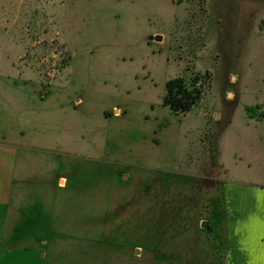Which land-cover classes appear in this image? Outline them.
Wrapping results in <instances>:
<instances>
[{
  "label": "rangeland",
  "instance_id": "obj_1",
  "mask_svg": "<svg viewBox=\"0 0 264 264\" xmlns=\"http://www.w3.org/2000/svg\"><path fill=\"white\" fill-rule=\"evenodd\" d=\"M179 78L202 89L184 114ZM32 111L54 190L14 203L32 226L3 264H236L225 187H264V0H0V133Z\"/></svg>",
  "mask_w": 264,
  "mask_h": 264
},
{
  "label": "crops",
  "instance_id": "obj_2",
  "mask_svg": "<svg viewBox=\"0 0 264 264\" xmlns=\"http://www.w3.org/2000/svg\"><path fill=\"white\" fill-rule=\"evenodd\" d=\"M29 115L27 123L30 126L27 129H22L23 117L18 115L19 122L17 116L13 117L17 133H0V264H3L5 243L18 246V243L26 242L21 232L32 226L28 220L23 221L21 211L14 205L31 194L35 187L54 190L53 159L35 154L38 147L33 143L36 136L34 134L33 137L31 131L38 126L37 119L33 118L38 115L33 111ZM1 128L3 131L12 129L7 123ZM61 180L65 181L64 178ZM225 194L224 207L228 217L224 223L227 227L224 240L226 255L236 264H264V187L226 186ZM27 236L26 232L25 238ZM31 240L36 243L38 238L31 237ZM33 248L37 250L36 246Z\"/></svg>",
  "mask_w": 264,
  "mask_h": 264
},
{
  "label": "trees",
  "instance_id": "obj_3",
  "mask_svg": "<svg viewBox=\"0 0 264 264\" xmlns=\"http://www.w3.org/2000/svg\"><path fill=\"white\" fill-rule=\"evenodd\" d=\"M164 107L176 114L187 113L200 99L201 87L188 85L184 79H175L165 86Z\"/></svg>",
  "mask_w": 264,
  "mask_h": 264
},
{
  "label": "water",
  "instance_id": "obj_4",
  "mask_svg": "<svg viewBox=\"0 0 264 264\" xmlns=\"http://www.w3.org/2000/svg\"><path fill=\"white\" fill-rule=\"evenodd\" d=\"M203 227H205L206 226V224L205 223H203V225H202ZM213 226V225H212Z\"/></svg>",
  "mask_w": 264,
  "mask_h": 264
}]
</instances>
